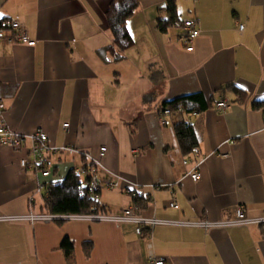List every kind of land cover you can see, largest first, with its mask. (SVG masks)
Segmentation results:
<instances>
[{"label":"crops","instance_id":"obj_1","mask_svg":"<svg viewBox=\"0 0 264 264\" xmlns=\"http://www.w3.org/2000/svg\"><path fill=\"white\" fill-rule=\"evenodd\" d=\"M110 1L0 0V20H18L35 41L0 36V121L79 151L54 157L48 183L83 166V152L106 146L102 211L139 206L140 216L183 223L157 224L140 237L128 223L10 219L40 212L44 197L20 164L30 140L0 144V264H68L64 238L75 264H149V243L166 264H264V223L184 224L226 221L240 206L248 218H264V108L252 103L264 99V0H175L179 21L166 31L157 19L167 0H138L126 21L134 44L119 60L107 50ZM189 17L199 29L191 51L183 42ZM196 92L204 110L162 113L163 102ZM218 100L229 107L216 110ZM181 120L194 126L203 157L197 181L175 135ZM134 196L145 200L138 205Z\"/></svg>","mask_w":264,"mask_h":264},{"label":"built area","instance_id":"obj_2","mask_svg":"<svg viewBox=\"0 0 264 264\" xmlns=\"http://www.w3.org/2000/svg\"><path fill=\"white\" fill-rule=\"evenodd\" d=\"M183 27L185 34L183 35V42L188 45L186 48L188 51L193 49L192 43L199 34L197 26V20L194 18H187L183 21ZM242 28V26H240ZM7 32H11L9 40L27 43L33 45L35 41L30 40L29 34L26 28L16 19L4 18L0 20V36L5 35ZM223 102V103H222ZM214 106L218 111H224L229 107L226 100H218L214 102ZM4 110V104L0 101V116ZM162 113L170 115L173 112L167 107L162 109ZM68 124L64 123L63 127H67ZM29 139L31 145L29 147L30 158H22L20 164L23 168L29 170V175L36 183V189L38 192L46 191L52 183H48L46 180L53 175L55 168L54 157L63 152L77 153L76 148L70 146H54L48 143V137L41 129H36L29 134H23L18 131H14L6 126L3 120L0 121V144L10 147H20L25 141ZM107 151L106 146H101L96 155H91L89 152H83L85 157V164L81 167L74 168V172L86 178L85 187L91 198L94 201L92 210L87 213H46V212H30L25 216H15L12 218H22V220H28L34 222L36 220L42 221H54V220H70V219H84L87 221H101V222H114L118 224L128 223L133 225L135 233L143 237L147 235L149 230L157 224H176L183 222H175L164 219H158L156 217H143L138 214L137 206H129L119 214L105 213L102 210L96 211L97 206H100V178L98 175L99 170H103L102 159ZM203 161L200 147L193 146L190 154L183 158L184 164H191L192 168L188 170L187 175L191 180L197 181L200 177L199 166ZM117 182H109V186H116ZM170 206L177 207V203L171 202ZM8 219V217H5ZM263 224L264 218H248L240 206L235 210L234 218H231L222 222H208L201 220L200 222H184L185 225H200L203 227H209L212 225H247V224ZM149 264H166L162 257H156L152 251V246L149 243Z\"/></svg>","mask_w":264,"mask_h":264},{"label":"trees","instance_id":"obj_3","mask_svg":"<svg viewBox=\"0 0 264 264\" xmlns=\"http://www.w3.org/2000/svg\"><path fill=\"white\" fill-rule=\"evenodd\" d=\"M138 6V0H111L109 3L105 16L112 35V43L107 50L112 53L113 60L121 59L122 53L134 44L126 21L136 12ZM165 9L166 16L157 19V27L161 31H166L179 21L175 0H167ZM252 103L255 107L264 108V99L254 100ZM162 105L163 108L168 107L173 114L181 111V115H189L204 110L206 101L202 93L196 92L165 101ZM173 127L182 153L190 154L193 146L198 144L194 126L190 122L181 120ZM85 182L86 178L77 175L73 169L68 171L63 179L52 183L47 191L45 189L42 192L44 205L41 207V212L61 214L90 212L94 201L86 190ZM133 199L134 202H138V205L145 200L136 196ZM99 210L103 209L97 206L96 211ZM60 248L68 264H75L72 241L64 238ZM84 252L86 255L89 254L88 243L84 244Z\"/></svg>","mask_w":264,"mask_h":264},{"label":"snow or ice","instance_id":"obj_4","mask_svg":"<svg viewBox=\"0 0 264 264\" xmlns=\"http://www.w3.org/2000/svg\"><path fill=\"white\" fill-rule=\"evenodd\" d=\"M3 15V13H0V16H2Z\"/></svg>","mask_w":264,"mask_h":264},{"label":"rangeland","instance_id":"obj_5","mask_svg":"<svg viewBox=\"0 0 264 264\" xmlns=\"http://www.w3.org/2000/svg\"><path fill=\"white\" fill-rule=\"evenodd\" d=\"M223 103V102H222ZM70 220H73V219H70Z\"/></svg>","mask_w":264,"mask_h":264}]
</instances>
